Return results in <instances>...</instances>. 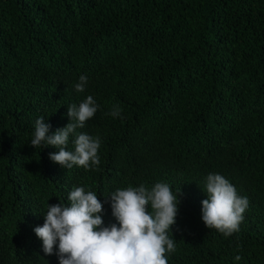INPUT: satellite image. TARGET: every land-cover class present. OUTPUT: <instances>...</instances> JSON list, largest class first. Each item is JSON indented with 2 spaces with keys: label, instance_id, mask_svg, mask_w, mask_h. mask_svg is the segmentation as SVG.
<instances>
[{
  "label": "trees",
  "instance_id": "16d2710c",
  "mask_svg": "<svg viewBox=\"0 0 264 264\" xmlns=\"http://www.w3.org/2000/svg\"><path fill=\"white\" fill-rule=\"evenodd\" d=\"M89 95L77 131L100 164L62 168L31 146L35 121L50 135ZM210 173L248 199L227 237L201 219ZM156 182L179 191L168 264H264V0H0V264H59L33 229L74 187L118 226L107 195Z\"/></svg>",
  "mask_w": 264,
  "mask_h": 264
},
{
  "label": "clouds",
  "instance_id": "9594fccd",
  "mask_svg": "<svg viewBox=\"0 0 264 264\" xmlns=\"http://www.w3.org/2000/svg\"><path fill=\"white\" fill-rule=\"evenodd\" d=\"M75 85L83 92L87 77L81 75ZM99 105L91 95L77 106L67 107L69 122L48 134L50 125L44 117L37 118L31 146H53L49 159L62 168L74 165L88 170L100 164V138L77 129L97 112ZM110 115L119 117L121 109L113 106ZM74 137V150L67 149L69 137ZM207 198L201 201V219L207 228H215L225 237L239 230L247 197L237 194L235 187L220 174L205 178ZM179 192V191H178ZM169 185L156 182L151 188H117L107 195L111 212L117 223L104 226L102 202L97 194L84 186L74 187L67 195L68 203L47 204L42 226L33 231L42 241L43 251L52 255L54 246L59 264H168L166 253H174L176 245L168 232L178 211L177 194ZM151 206V211L148 206ZM236 260L241 257L237 255Z\"/></svg>",
  "mask_w": 264,
  "mask_h": 264
}]
</instances>
